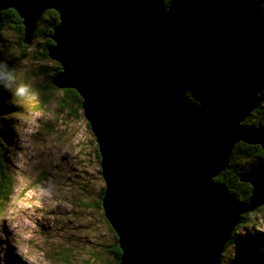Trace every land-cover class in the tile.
Returning <instances> with one entry per match:
<instances>
[{"label": "water", "instance_id": "95a60500", "mask_svg": "<svg viewBox=\"0 0 264 264\" xmlns=\"http://www.w3.org/2000/svg\"><path fill=\"white\" fill-rule=\"evenodd\" d=\"M8 8L25 45L42 14L57 13L46 46L60 66L51 83L81 99L118 263L219 264L241 216L264 204V158L239 175L247 200L215 179L236 143L264 149V127L244 123L258 100H188L194 46L179 44L180 19L163 0H0V22Z\"/></svg>", "mask_w": 264, "mask_h": 264}, {"label": "rangeland", "instance_id": "374dc122", "mask_svg": "<svg viewBox=\"0 0 264 264\" xmlns=\"http://www.w3.org/2000/svg\"><path fill=\"white\" fill-rule=\"evenodd\" d=\"M169 13L189 22L180 24L179 41L217 36L211 57L219 62L210 76L200 73L197 92L230 96L245 84L264 105V0H171ZM250 26L257 31L253 40L245 34ZM46 44L42 36L32 38L23 56L18 35L0 31V56L19 59L5 92L9 110L0 117L3 165L13 180L0 203V264H113L97 144L81 107L62 106L63 91L49 86L58 63L45 55ZM18 83L28 86L23 96L12 92ZM235 235L252 244L226 245L219 264H264V204Z\"/></svg>", "mask_w": 264, "mask_h": 264}, {"label": "trees", "instance_id": "16d2710c", "mask_svg": "<svg viewBox=\"0 0 264 264\" xmlns=\"http://www.w3.org/2000/svg\"><path fill=\"white\" fill-rule=\"evenodd\" d=\"M164 4L166 6L167 11L170 10V1L171 0H163ZM2 20L0 22V31L1 29L8 27L12 29L17 35H18V44L21 47V54L25 56V50L28 47V45H25L22 43V35H23V25L21 24V19L18 16L17 12L12 9L8 8L3 11H1ZM48 15V19L43 25V27L39 26V23L41 20L44 19V16ZM177 17L180 19V24L187 27L189 22L183 17V15L179 14ZM58 22V16L57 13L54 10H46L42 16L40 17L35 31L33 33V37L35 38L37 36H42L46 41V46L51 44L52 41L48 38V34L52 31L53 26ZM252 26L248 27V29L245 34L248 38H252L256 34L255 29H251ZM217 36L214 35L212 37L202 39L199 36L194 37L192 41H179V44L186 48L188 44L192 43L194 46L195 51V61L191 66V72L194 76V85L193 87L186 93V96L188 100L192 103H197L202 97L204 96H213L216 93L212 92L210 95H204L200 94L195 90V82L199 80V75L202 73L204 77L210 76L216 67V64L219 62V59H213L211 57L213 49L216 45ZM242 46V44H241ZM258 49V45H253V48ZM259 50L264 52V46L259 47ZM47 54L45 50V55ZM17 60L18 58H13L12 56H0V61L4 64V70H10L13 75L15 73L16 67H17ZM201 68L199 73L197 74L195 72V69L198 67ZM60 70L59 64L56 66L55 72ZM204 71V72H202ZM243 84V83H242ZM244 88L240 84V88L234 95H227L224 93L223 95L227 98H229L231 101L238 99L240 101H247L249 98L254 97V90L252 89H246L245 84ZM49 86L54 90H56V87L49 82ZM63 91L62 96L59 98V102L62 106H70L71 104L75 103L78 106H80V97L77 94V92L74 89H61ZM6 88L0 84V117L3 114H6L7 110H9V107L7 106L6 97L7 94ZM262 101L258 100L257 107L253 110V112L246 118L244 123L246 125L250 126H263L264 127V105L261 104ZM255 117L254 121H251V118ZM253 119V118H252ZM1 142V139H0ZM264 158V149L261 148L259 145L255 144H247L244 142H238L234 145L226 167L221 171V173L215 178L217 181L224 184V186L234 194V196L242 201L247 200L250 195L251 187L247 182H242L239 180V175L245 171L247 168L252 166L253 164L257 163L261 159ZM4 160V153L3 148L0 144V200L1 202H5L8 197L11 194L12 187H13V180L11 177V174L6 170V168L3 165ZM103 191V190H102ZM102 194V193H101ZM101 199V196H100ZM100 204V201H99ZM256 209V208H255ZM251 212H247L241 216L240 222L234 227L230 239L227 241L226 245L230 243H236L237 245L244 247L246 244L249 246L252 244V240L250 243L245 242L246 237H239L236 236V229L240 226V223L243 222V220L250 214ZM111 228V227H110ZM112 229V228H111ZM114 244L111 248V252L114 254L115 259L113 261V264H119L118 263V257L120 255V250L117 245V239L116 235L114 233ZM225 245V247H226ZM9 264H13L10 262Z\"/></svg>", "mask_w": 264, "mask_h": 264}, {"label": "clouds", "instance_id": "9594fccd", "mask_svg": "<svg viewBox=\"0 0 264 264\" xmlns=\"http://www.w3.org/2000/svg\"><path fill=\"white\" fill-rule=\"evenodd\" d=\"M14 80V75L10 70L0 69V84L5 88L9 86V82ZM28 86L23 83H18L12 89V92L16 96H23L28 92Z\"/></svg>", "mask_w": 264, "mask_h": 264}, {"label": "bare ground", "instance_id": "6f19581e", "mask_svg": "<svg viewBox=\"0 0 264 264\" xmlns=\"http://www.w3.org/2000/svg\"><path fill=\"white\" fill-rule=\"evenodd\" d=\"M7 224H8V223H7ZM11 229H12V228H11ZM11 229H9V227H8V230H9V231H12Z\"/></svg>", "mask_w": 264, "mask_h": 264}]
</instances>
